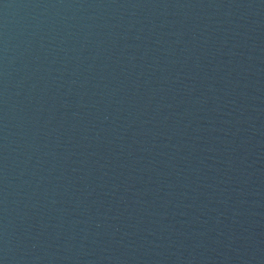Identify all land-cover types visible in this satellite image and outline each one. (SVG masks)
I'll use <instances>...</instances> for the list:
<instances>
[{
    "label": "water",
    "instance_id": "95a60500",
    "mask_svg": "<svg viewBox=\"0 0 264 264\" xmlns=\"http://www.w3.org/2000/svg\"><path fill=\"white\" fill-rule=\"evenodd\" d=\"M0 264H264V0H0Z\"/></svg>",
    "mask_w": 264,
    "mask_h": 264
}]
</instances>
